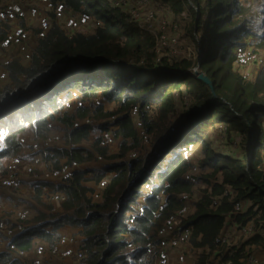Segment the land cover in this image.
<instances>
[{"label":"trees","instance_id":"1","mask_svg":"<svg viewBox=\"0 0 264 264\" xmlns=\"http://www.w3.org/2000/svg\"><path fill=\"white\" fill-rule=\"evenodd\" d=\"M20 1L0 0V9ZM50 1L63 4L67 11L85 15L88 20L78 28L69 29L54 16L42 36L40 29L27 23L28 18L17 22L26 32L35 33L36 39L35 45H30L29 64L24 65L20 57H10L5 65L6 78L0 81V139L3 143L0 163L1 158L23 147L19 138L27 127L33 139L43 140L52 129L60 128L56 121L74 126L73 117L67 111L74 91L75 99L87 100L99 94L104 103L112 106L105 110L104 105L97 106L95 117L106 119L111 114L118 117L119 129L113 131L112 137L119 140L120 158L130 152L142 154L160 131L153 129L148 143H143L145 135L140 134L139 128L143 131L146 125L153 128L155 121L165 120L179 108L187 109L188 113L186 123L175 133V140L169 148H163L170 156L165 161L164 155H158L159 144L148 149L149 158L158 155L148 164L143 165L145 157L115 161L108 147L100 146L101 137L96 136L94 146L111 161L100 166L84 165L64 183H45L51 193L61 191L66 195L60 203L62 211L48 207L47 193L35 187L29 200L30 209L26 206L28 214L21 221L23 231L7 235V242L1 229L0 244L3 241L7 244L0 250V264H30L22 258V253L32 252L37 240L55 248L61 240V231L69 226L79 227L78 236L82 237L79 259L74 264H108L115 253L121 254L127 236L140 246L155 242L162 223L186 206L184 194L194 192V183L186 179L192 163L182 151L195 143H199L207 155L203 164L211 165L216 172L213 178L220 180L207 186L196 176L193 178L203 182L205 187L200 189L198 199L192 200L187 211L179 216L178 228L180 231L191 229L190 245L202 250V262L206 261L208 249L232 251L234 257L229 256L223 264H244L252 256L250 246L254 253H263L264 69L250 79L235 66L237 50L252 47L244 43L247 36L258 42L260 48L264 47V5L249 0H158L161 12L172 16L170 25L182 30L184 21L189 20L184 37L189 46L196 48L172 54L179 47L174 34L167 37L175 42L157 52L156 35L140 26L122 5H113L111 0ZM52 16L46 14L47 18ZM261 22L263 25L258 31L252 30V26ZM12 29L13 25L0 22V43ZM196 66L197 73L194 72ZM199 73L209 79L210 84L199 79ZM77 108L81 114L88 113ZM135 108L138 119L132 121ZM170 128L166 130L168 134L161 135V140H167ZM89 132L88 126L73 128L64 141L69 146L52 148V153L45 155V161H52L56 170L61 169V160L81 165L92 161L90 151L73 146L90 139ZM214 134L220 135L224 144L230 146L229 152L243 153L248 163L242 165V157L236 159L217 148ZM239 139L246 142L242 148L237 143ZM131 164H137L140 169ZM147 171L153 172L149 181L142 177ZM110 173L115 174L102 190L103 200L93 202L88 197L93 189L83 182L98 184ZM89 174L93 177L86 178ZM201 178L210 181L208 176ZM147 185L150 190L140 193ZM224 185L240 193L246 205L245 210L230 217L235 222L249 224L253 233L248 241L234 247L222 240V231L239 200L223 194ZM137 196L144 197L142 213L133 217L130 224L128 220L130 213L136 210L132 205L136 204ZM217 196L222 197L213 205ZM6 199L12 200L11 197ZM128 208L132 209L126 213ZM120 214H127L128 220ZM9 244L15 248L10 249ZM142 252L145 251L140 250L138 254ZM113 263L131 262L120 255Z\"/></svg>","mask_w":264,"mask_h":264},{"label":"rangeland","instance_id":"2","mask_svg":"<svg viewBox=\"0 0 264 264\" xmlns=\"http://www.w3.org/2000/svg\"><path fill=\"white\" fill-rule=\"evenodd\" d=\"M256 3H259V6L264 5V0H249ZM31 0H27V6L30 4ZM16 3V2H12ZM10 3V4H12ZM21 5H25L23 1L19 2ZM111 3L113 5L119 6L122 5L134 18V20L142 27L148 29V31L151 34L156 35V43L157 45L160 43V39L162 36L172 35L174 34L175 37L178 39L179 47L177 49L176 53L172 54H178L180 51H193L196 47L189 46L187 38L184 37L188 30V24L189 20L184 21V28L181 30L177 26L170 25L172 21V16L170 14H164L159 9L158 0H111ZM9 4V5H10ZM7 5V6H9ZM2 10V9H1ZM251 15H254V12H251ZM54 16H58L60 20L63 19L64 15H53L51 18H54ZM31 18H36V27L37 29H40V18L39 14L35 16H30ZM29 17V18H30ZM46 13H42L41 18H45ZM262 17V16H261ZM24 19V18H22ZM263 25V22L258 23L256 26H252V30L258 31ZM200 36L201 33H198ZM31 37L32 39H36V34L32 31H27L25 38L22 40L21 47L25 44L24 51H27L26 56L29 54L30 51V43L28 42V38ZM245 45L252 46L248 47L245 50H237V56H238V64L235 66L238 71L243 73L245 77H248L252 79L257 72L264 69V47L260 48L259 43L253 40L252 37L247 36L244 39ZM200 47H198L199 49ZM22 51V50H21ZM165 51V50H164ZM162 52V51H157ZM0 54L5 55V51L0 50ZM197 68V66H196ZM5 64H0V81L5 79ZM2 78V80H1ZM182 95H186L183 93ZM73 99L69 102V106L67 107V111L69 115L73 117V125L69 126L66 122L63 121H56L60 128L59 129H52L50 135L43 139H33L32 138V132L30 131L29 127H27L23 133H21L23 136L19 138L20 143L24 144V146L16 152H10L8 157L1 158L0 163V234L1 229L4 230V233L9 235L14 229V225H18L21 223V221L18 219V210L22 204H26V206L30 209V197L34 193V188L38 187L41 188L43 192L47 193L45 195V199H47L48 207L52 206L53 211H62V208L60 206L61 201H64L66 199V195L63 194L61 191L58 193H51L50 187L47 186L45 183H64V181L68 180L70 177H72L73 173L79 169L80 167H83L84 165L88 166H100L101 163H106L111 161L109 156H105L102 151H98L99 148L96 149L94 146V138L96 136H101L106 132V128L108 126H111L116 130L119 129L117 119L118 117L114 114H111L106 119H101L95 117L96 115V107L99 105H104L103 110L110 109L112 106L108 103H104V100L100 97V95H96L95 97L87 100H80L79 98L75 99L77 96L76 91L73 92ZM81 107L82 109H85L88 111L87 114H81L78 111L77 107ZM188 113L187 109H178L176 112H174L171 116L166 118L165 120H157L155 121L153 128L150 125H146L145 132L139 128V125L136 123L137 127L139 128L140 134L145 135L143 143H148V140L152 136V130L159 131L157 135L155 136L154 140L150 145L147 146L146 151H144L142 154L136 153L133 154L132 152L128 153L124 158H120L121 151L118 148V141L113 136L111 144L108 147V151L110 154H112L113 160L120 161L121 159H129L132 160L134 158L141 159L144 158V164H148V162L152 160H156L158 158V155L162 156L164 155V161L166 158H169L167 154H165V151H163V142L165 140H161V135L168 134L166 130L170 128V133L168 137L175 136V133L177 132L178 127H181L182 124H185V117ZM132 121L138 119V109L135 108L132 111L131 115ZM175 118V119H174ZM222 118H218L219 121ZM173 124V125H172ZM221 125L222 122H221ZM83 126L89 127V134L90 139L82 141L80 144L73 145L74 147H82L84 149H87L90 151V153L93 155L94 159L90 162H87L86 164H77V163H69L66 160H61L60 165L61 169L56 170L54 168L53 162H46L45 161V155L47 153H52V148H65L68 147L64 141H66L72 131L73 128H80ZM198 127V125H197ZM198 129V128H196ZM59 131H63L64 133H60ZM214 139H217V142L215 143L216 147L221 149L222 151L226 152L228 155H230L236 159H243L241 162L242 165H246L248 163L244 157L243 153H237L234 150L230 151V146L225 145L223 138L220 137L218 134L213 135ZM238 145L242 148L245 146V140H237ZM173 142V141H172ZM159 144V154L154 155L153 158L148 157V149L151 148L154 145ZM3 147L2 140L0 139V148ZM167 147V146H166ZM163 151V152H162ZM162 152V153H161ZM182 154L186 156L187 160H190L189 162L192 163V168L188 172L187 176L191 177H197L198 179L204 181L207 186H210L212 184L217 183L220 178H213V174H215V170L211 165H205L203 164V160L207 157V155L202 152L200 144L195 143L192 146L185 148L182 151ZM86 155V153H84ZM151 159V160H150ZM15 160H18L19 162V168L12 173L9 167V164L14 162ZM156 162V161H154ZM152 162V163H154ZM151 163V164H152ZM29 164L31 166V169L27 170L26 165ZM135 165V168L140 169V167L137 164H131ZM142 165V166H143ZM144 167V166H143ZM165 167V166H164ZM67 171H72L73 173L69 178L65 176ZM13 174V177L16 182L20 184L21 188H12V187H3L1 185L3 179L7 176V174ZM115 173H110L109 175L104 176V178L101 180L100 183L96 184L93 181H87L83 182V185L90 187L93 189V193H88V197L92 198L93 202H101L103 200V194L102 190L106 188L108 183L110 182V178L114 176ZM113 175V176H112ZM153 172L147 171V173L142 176L144 179L149 181V179L152 177ZM201 176H208L210 177V181H206L205 179H202ZM86 178H91L93 176L86 175ZM38 178H47L48 180H38ZM196 180V179H195ZM54 183H53V182ZM205 185L203 182L196 180L194 183V192L191 195L184 194L185 195V203L186 206L182 208L180 211H177L175 215L170 217L169 219L165 220L160 228L157 231V236L155 242H148L143 246H140L139 244L132 243L129 236H127V240L124 241V247L123 250L120 253H115L111 259L108 261V264H115L113 261L120 255L125 256L131 263L130 264H158V258L160 253L163 250H167L170 254L169 264H178V256L180 254H185L188 257L189 264H223L227 261L228 257L231 256L234 257L233 252L229 249L226 250H206V261L202 262L200 254L202 253V250H197L191 247L185 240H179L178 239V233L180 231L179 224V216L183 215L187 211V207L189 206L190 202L192 200H196L199 197V191L200 189L204 188ZM150 190V186L147 185V187L140 191V193L148 192ZM223 193L225 195H229L230 197H236L239 202L236 205L238 207L234 212L243 211L246 209V205L244 202H242V198H240V193H236L233 191L232 187L229 185H224ZM12 198V200H7L6 198ZM222 196L215 197V201L218 203L220 201ZM138 205L134 204L132 207H135V212L130 213V219L128 220V216H123V214H120L122 218L125 219V221L128 220V222L131 224L133 223V217H136L137 214L142 213V206L144 197L140 196L135 199ZM136 205V206H135ZM47 207V209H49ZM132 208L126 209V213H128L129 210ZM31 213H34L31 211ZM116 214V213H114ZM118 214V212H117ZM9 219V220H8ZM31 219V218H30ZM29 220L23 222V224L28 223ZM233 217H229L226 220L224 229L222 231V236L226 240L228 245H231L232 247L236 245H240L245 243L249 240L250 237H252L253 233L251 231V226L249 224H244L242 222H235L233 220ZM6 222V224L4 223ZM183 224V220L181 221V226ZM135 229V228H133ZM49 231L52 230V228L48 229ZM56 233H59V230L56 231ZM252 233V234H251ZM67 234V236H65ZM79 234V227H69L64 230H62V238L61 242L55 247L50 248L46 244H42L40 241H36V245L34 247V250L30 253H22V258L29 261L30 264H74L78 261L79 257V246L81 245L82 237L78 236ZM174 239H178V241H174ZM8 242V237H7ZM6 241H3L4 245L1 247H6L7 244ZM73 242V244H72ZM251 250H253V253L250 254L253 257L257 259V264H264V252L263 253H254L253 246H250ZM140 250H144L145 252H142L141 254H138ZM144 254H146L144 256Z\"/></svg>","mask_w":264,"mask_h":264},{"label":"built area","instance_id":"3","mask_svg":"<svg viewBox=\"0 0 264 264\" xmlns=\"http://www.w3.org/2000/svg\"><path fill=\"white\" fill-rule=\"evenodd\" d=\"M25 5H21L19 2L12 3L9 6H7L5 9H0V22H6L8 24L13 25L12 31L8 32L5 36V38L2 40L0 43V50L5 51L9 53L10 57H20V51L21 49L19 48V45L17 48H14V44H20L22 40L26 36V31L22 26H19L17 22L19 20H22V18L26 19L27 17L30 16H35L39 14L42 10L52 12L56 15H64L65 21L63 23V26L69 29H75L80 27L81 25L85 24V22L88 20V17L82 14H77L73 13L70 11H67L63 4H54L50 0H31L30 4L27 6V0H22ZM50 19L48 18H42L40 19V36L44 35L45 32L50 28ZM174 39H170L167 36H162L160 39V43L158 44L157 50L162 51L163 49L166 48L171 43H174ZM10 57L8 60L6 59L4 62L5 65L8 64V61L10 60ZM115 129L111 126H108L106 128V132L101 137L100 140V146L102 147H107L111 144L112 141V133ZM22 137V136H21ZM20 137V138H21ZM24 146V144H22ZM19 162L18 160H15L14 162L9 164V167L11 168V172L14 173L19 167ZM26 169L29 170L31 169V166L29 164L26 165ZM73 172L72 171H67L65 176L69 178ZM45 180L51 181L50 179L44 178ZM187 180L195 183L196 180L193 179L191 176L186 177ZM2 184L7 187H12V188H20V184L15 181L13 174H7V176L3 179ZM224 194V193H223ZM236 200H238L236 198ZM217 202L215 201V198L213 199V205H216ZM238 202L235 204L233 210L231 213L228 215L227 218L230 217L231 214H236L238 212H234L238 207L236 205ZM26 213H20L18 216V219L20 221H23L26 217ZM18 228L20 231H23V225L22 223L18 224ZM11 234V233H10ZM190 237H191V229L190 228H185L182 229L178 233V239L179 240H185L189 245H190ZM178 239H174V241H178ZM222 240L226 241L223 236ZM8 247L10 249H14V246L9 244ZM1 250V247H0ZM212 251V250H211ZM169 259H170V254L167 250H163L158 258V264H169ZM178 264H189L188 257L185 254H180L178 256ZM230 264V262L226 263ZM244 264H257V259L253 256H249L245 261Z\"/></svg>","mask_w":264,"mask_h":264},{"label":"crops","instance_id":"4","mask_svg":"<svg viewBox=\"0 0 264 264\" xmlns=\"http://www.w3.org/2000/svg\"><path fill=\"white\" fill-rule=\"evenodd\" d=\"M46 13L47 15H49V14H51V15H55L54 13H52V12H48V11H45V10H42L40 13H39V18L40 19H42L41 18V15H42V13ZM28 18V19H27ZM26 19H27V23L28 24H30V25H32V26H36V18H29V17H27ZM45 18H47V17H45ZM48 19H52V18H48ZM51 21V20H50ZM64 21H65V17L63 16V19H62V25H63V23H64ZM28 42L30 43V45L31 46H34L35 45V39L33 38H31V37H29L28 38ZM22 43V42H21ZM21 43L20 44H14L13 45V47L14 48H17L18 47V45H19V48L22 50V51H20V58H21V60H22V62H23V64L24 65H28L29 64V56L27 55L26 56V53H27V51H24V48H25V44L21 47ZM5 55H6V57L4 56V54H0V64H2V62H4L6 59L8 60V58L10 57V55H9V53H8V51L7 52H5ZM5 78H6V75H5ZM1 80H2V78H1ZM3 80H4V78H3ZM19 208V210H18V216H19V214L20 213H23V212H25L26 214H28V209H27V207H26V205L25 204H22L20 207H18ZM69 227H75V226H69ZM62 229H64V228H62ZM62 229H60V231L62 230ZM62 232V231H61ZM18 233H20V229L18 228V225L16 226V228L11 232V234L12 235H15V234H18ZM62 236L63 235H61V238H62ZM65 236H67V234L65 235ZM60 242H61V240H60ZM72 244H73V242H72ZM2 248H4V247H2Z\"/></svg>","mask_w":264,"mask_h":264},{"label":"water","instance_id":"5","mask_svg":"<svg viewBox=\"0 0 264 264\" xmlns=\"http://www.w3.org/2000/svg\"><path fill=\"white\" fill-rule=\"evenodd\" d=\"M194 72L197 73V68L194 69ZM197 76H198L199 79H201V80H203V81H205V82H207V83L210 84L209 79H207L205 76H203V74L199 73ZM174 137H175V136L168 137L167 140H165V141L163 142L162 146H163V147H166V146H167V148H169V147H170V144L172 143V141L175 140ZM167 148H166V149H167Z\"/></svg>","mask_w":264,"mask_h":264},{"label":"clouds","instance_id":"6","mask_svg":"<svg viewBox=\"0 0 264 264\" xmlns=\"http://www.w3.org/2000/svg\"><path fill=\"white\" fill-rule=\"evenodd\" d=\"M21 232V231H20ZM12 245V244H11ZM5 248V247H4ZM4 248H1V250H3ZM15 248V247H14Z\"/></svg>","mask_w":264,"mask_h":264},{"label":"flooded vegetation","instance_id":"7","mask_svg":"<svg viewBox=\"0 0 264 264\" xmlns=\"http://www.w3.org/2000/svg\"><path fill=\"white\" fill-rule=\"evenodd\" d=\"M2 245H4L3 243L2 244H0V246H2Z\"/></svg>","mask_w":264,"mask_h":264},{"label":"bare ground","instance_id":"8","mask_svg":"<svg viewBox=\"0 0 264 264\" xmlns=\"http://www.w3.org/2000/svg\"><path fill=\"white\" fill-rule=\"evenodd\" d=\"M169 156V155H168Z\"/></svg>","mask_w":264,"mask_h":264}]
</instances>
